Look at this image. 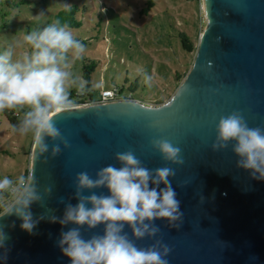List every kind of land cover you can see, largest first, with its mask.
Here are the masks:
<instances>
[{
    "label": "water",
    "instance_id": "95a60500",
    "mask_svg": "<svg viewBox=\"0 0 264 264\" xmlns=\"http://www.w3.org/2000/svg\"><path fill=\"white\" fill-rule=\"evenodd\" d=\"M203 3L207 25L193 66L167 103L153 107L125 98L54 114L70 148L53 156L51 149L39 153L34 143L30 171L41 191L46 186L52 191L43 207L31 206L34 218L45 216L34 234L22 230L15 215L0 218L10 237L7 264H70L57 241L61 231L75 225L53 223L48 217L62 219L67 204L79 202L74 184L78 173L95 178L103 167H119L116 153L129 150L149 169L175 170L169 179L184 213L179 229L170 227L166 219H156L161 231L154 239L135 240L126 225L124 231L138 248L161 240L171 249L169 264H264V181L237 168L231 145L219 152L211 147L219 118L234 111L250 127H264V0ZM129 101L137 105L135 111L125 106ZM154 138L179 147L184 164L166 163L152 148ZM46 142L51 143V138ZM93 191L110 195L104 186ZM103 231V225L81 229L85 239Z\"/></svg>",
    "mask_w": 264,
    "mask_h": 264
},
{
    "label": "clouds",
    "instance_id": "9594fccd",
    "mask_svg": "<svg viewBox=\"0 0 264 264\" xmlns=\"http://www.w3.org/2000/svg\"><path fill=\"white\" fill-rule=\"evenodd\" d=\"M65 7L66 11H71L70 5ZM21 47L24 51L17 55L16 50ZM85 51V44L60 20L36 27L22 39H14L0 49V112L18 110L22 113L18 123L12 125V132L31 134L39 153L51 149L52 155L57 156L70 148L53 118L54 114L66 113L72 108L73 90L77 96L91 90L88 82L72 71L73 64L83 58ZM151 80V76L143 75L145 84H150ZM125 106L132 111L137 108L132 101ZM46 138H51V143L46 142ZM151 145L166 163L184 164L181 149L169 140L154 138ZM229 145L238 157L237 168L247 171L252 179L264 181V127H250L239 111L221 116L211 147L219 152ZM115 159L119 167H103L95 178L87 172L78 173L74 184L79 202L67 204L62 219L55 215L48 217L53 223L75 225L61 231L57 246L70 264H169L166 258L171 249L167 244L156 240L148 248H138L124 229L130 226L135 240H142L154 239L161 231L154 224L156 219H166L172 228L181 227L184 213L169 179L176 175L175 170L168 166L149 169L131 150L116 153ZM101 186L106 187L110 195H97L93 191ZM51 191V186L41 191L31 171L16 177H0V197L5 198L0 202V218L15 215L22 221L21 229L34 234L45 216L34 218L31 206L40 203L43 207L44 198L50 196ZM85 191L91 194L85 195ZM100 225H103V234L84 238L82 228L93 230ZM9 239L5 225L0 223V250H3L0 264H7Z\"/></svg>",
    "mask_w": 264,
    "mask_h": 264
},
{
    "label": "rangeland",
    "instance_id": "374dc122",
    "mask_svg": "<svg viewBox=\"0 0 264 264\" xmlns=\"http://www.w3.org/2000/svg\"><path fill=\"white\" fill-rule=\"evenodd\" d=\"M149 1L152 8L141 13ZM66 5L78 9L82 25L70 30L86 46L72 71L85 80V67L93 66L95 89L118 88L153 107L167 103L185 80L207 25L203 0H0V49L51 21ZM23 51L18 48L17 55ZM144 74L152 77L150 84ZM33 146V136L13 133L0 112V177L30 171Z\"/></svg>",
    "mask_w": 264,
    "mask_h": 264
},
{
    "label": "trees",
    "instance_id": "16d2710c",
    "mask_svg": "<svg viewBox=\"0 0 264 264\" xmlns=\"http://www.w3.org/2000/svg\"><path fill=\"white\" fill-rule=\"evenodd\" d=\"M147 8H145L144 10H142L141 13H146L147 11H149L152 6H153V2L149 1L147 4ZM77 14H78V9L76 6H71V11H66V7L59 10L53 17V19L51 21L46 22L47 23H52L55 22L56 20H60L61 23H65L68 24L70 26V28H80L82 25V22L80 20L77 19ZM45 24H43L42 26H44ZM41 26V27H42ZM183 46L184 49L188 52L192 51V46L190 43H188L186 40H183ZM93 66L86 68V72L84 75V79L85 81L88 82V87L91 89L89 92H87L85 95H80L77 96L75 93V90L72 91V95L74 98V103L73 106L75 105H83V104H94V103H98L100 101H102V95H101V90H97L95 89L92 84L90 83V72L92 70ZM123 98H130L131 97H126L124 96ZM3 115L7 118L8 122L11 125L18 123V120L21 118L22 113L18 110H5L2 112ZM29 172V170H26L24 172V174H27ZM5 199V198H3ZM0 202H2L0 200Z\"/></svg>",
    "mask_w": 264,
    "mask_h": 264
},
{
    "label": "built area",
    "instance_id": "2783aa9c",
    "mask_svg": "<svg viewBox=\"0 0 264 264\" xmlns=\"http://www.w3.org/2000/svg\"><path fill=\"white\" fill-rule=\"evenodd\" d=\"M101 95H102V101H100L98 103H108V102H114V101H118L121 99H125V98H123L124 95L122 94V91L119 90L118 88L102 89ZM94 104H96V103H94ZM83 105H88V104H83ZM75 106H77V105H75ZM72 107H74V106H72Z\"/></svg>",
    "mask_w": 264,
    "mask_h": 264
}]
</instances>
